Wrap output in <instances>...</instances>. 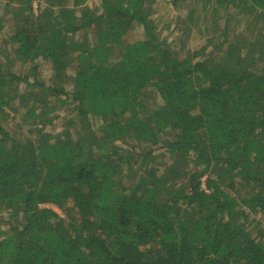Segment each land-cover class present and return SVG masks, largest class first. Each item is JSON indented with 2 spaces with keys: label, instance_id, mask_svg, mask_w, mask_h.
Returning <instances> with one entry per match:
<instances>
[{
  "label": "trees",
  "instance_id": "1",
  "mask_svg": "<svg viewBox=\"0 0 264 264\" xmlns=\"http://www.w3.org/2000/svg\"><path fill=\"white\" fill-rule=\"evenodd\" d=\"M34 1L19 0L9 36L28 77L0 65V123L18 103L37 132L21 141L0 126V212L11 222L0 264H264V0H215L254 34L211 37L181 58L159 38L152 0H102L98 14L85 0H44L53 8L35 14ZM135 26L143 36L127 42ZM70 106L81 130L53 138L47 125ZM117 142H163L174 161L149 168ZM253 215L263 220L251 231Z\"/></svg>",
  "mask_w": 264,
  "mask_h": 264
},
{
  "label": "rangeland",
  "instance_id": "2",
  "mask_svg": "<svg viewBox=\"0 0 264 264\" xmlns=\"http://www.w3.org/2000/svg\"><path fill=\"white\" fill-rule=\"evenodd\" d=\"M174 0H152L150 19L156 24V31L160 39L166 40L167 44L171 49H174L178 56H186L188 49L195 51L205 45L206 39L213 38L215 43L221 42L227 35H233L239 33L243 36L250 37L254 34V29L247 25L246 17L240 14L234 13V11L226 10V6H219L215 11V0H178L177 3ZM0 0V21L4 29L0 32V65L3 69L9 72H14L16 75L26 78L29 73L27 71V65L22 63L16 54L14 43H10L9 36L13 33L17 22L23 16L14 18L18 9L21 7L19 0ZM66 6L73 8L72 1H67ZM85 5L88 6L95 14H98L102 10V0H85ZM32 11L35 14L42 10L52 9L49 5L45 4L44 0H35L31 5ZM55 8V7H54ZM29 14V11L25 12L24 15ZM230 17V21L228 19ZM228 21V22H226ZM188 29L189 35H183V31ZM95 32L96 30L87 29L84 31V36L89 44L95 43ZM86 33V35H85ZM142 29L138 26L133 27L126 35L125 40L127 42H133L141 39ZM77 37V36H76ZM82 34H78L77 39L80 40ZM182 38H186L185 46H181ZM83 39V38H82ZM186 47V48H185ZM39 62V61H38ZM40 78L44 82H48L52 77L51 70L48 69L47 65L40 61L39 67ZM67 91L72 89L71 85L65 86ZM20 92L34 91V88L27 87L24 83H21L19 87ZM36 91V90H35ZM34 104L36 107L40 105L34 100L29 101L27 108ZM148 106L153 107L157 105L156 98L153 93L149 96L147 101ZM75 121L74 125L68 126L69 120ZM30 120H27L24 116V110L20 108L17 103L16 110L9 111V117L4 122L0 123L1 128L9 133L12 137L17 138L21 141L26 140L29 137L36 139V130H33L34 126ZM93 127L97 128L100 123L98 121H92ZM82 128V123L78 121L77 112L72 111L70 106L65 112L62 113L61 118L54 120L53 123L47 125L46 133L52 135L53 138L58 137L63 131L67 130L70 132V136L74 137L78 135V132ZM165 139H171L172 134L163 135ZM1 139V133H0ZM119 150L126 152L127 150L136 147L135 151L137 157L134 158V162L144 160V165H151L149 168L157 167L160 170L165 169V165H170L174 161V157L166 152L164 143H159L158 146H150L145 143H134V142H117ZM154 150L153 155L148 159L141 157L142 153ZM120 153L122 151H119ZM140 165L136 166L135 172ZM193 168V166H191ZM130 172L123 173V180L125 183H129V180H125V176ZM131 174V173H130ZM203 184L205 186V178H203ZM245 193L242 192L241 196ZM238 197V198H240ZM54 207L61 216H64L62 211ZM10 215L4 212H0V228L7 231L10 227ZM260 215H253L249 219V229H255L258 223L261 222Z\"/></svg>",
  "mask_w": 264,
  "mask_h": 264
},
{
  "label": "built area",
  "instance_id": "3",
  "mask_svg": "<svg viewBox=\"0 0 264 264\" xmlns=\"http://www.w3.org/2000/svg\"><path fill=\"white\" fill-rule=\"evenodd\" d=\"M203 188L207 191V189H206V187L204 186V184H203ZM45 207H51V206H53V205H44ZM55 212H57L58 213V211L54 208V207H51ZM59 214V213H58ZM60 215V214H59ZM61 216V215H60Z\"/></svg>",
  "mask_w": 264,
  "mask_h": 264
}]
</instances>
